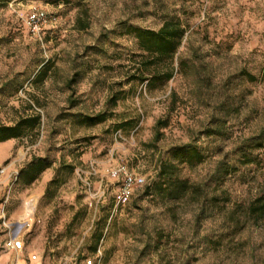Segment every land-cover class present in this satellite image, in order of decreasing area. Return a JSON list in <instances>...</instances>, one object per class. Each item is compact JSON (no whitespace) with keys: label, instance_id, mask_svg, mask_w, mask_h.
<instances>
[{"label":"rangeland","instance_id":"rangeland-1","mask_svg":"<svg viewBox=\"0 0 264 264\" xmlns=\"http://www.w3.org/2000/svg\"><path fill=\"white\" fill-rule=\"evenodd\" d=\"M33 9L54 17L40 39L24 24ZM168 20L186 31L172 78L127 81L142 69L126 28ZM262 73L264 0H0V124L40 117L27 136L0 143V264L8 236L37 254L40 232V264H264V220L246 212L264 194ZM98 114L102 122L87 120ZM185 144L202 160L176 174L199 193L160 197L151 187L157 164ZM32 159L48 167L26 183L17 174ZM89 162L99 200L79 180ZM119 165L144 183L114 207L107 171Z\"/></svg>","mask_w":264,"mask_h":264},{"label":"trees","instance_id":"trees-1","mask_svg":"<svg viewBox=\"0 0 264 264\" xmlns=\"http://www.w3.org/2000/svg\"><path fill=\"white\" fill-rule=\"evenodd\" d=\"M77 1L78 3H83L85 0ZM83 12L86 15L85 10H79L80 15ZM75 26L78 30H85L88 27V22L79 16L76 18ZM126 33L135 40L141 54L138 63L142 69L140 74L128 76L127 81H169L174 71L173 58L186 33L185 28L176 20H168L164 21L157 30L128 27L126 28ZM151 69L154 71L153 74L148 73L147 76H144V72H150ZM242 75L249 82L256 80L254 76L246 72H242ZM262 78H264V73H262ZM74 83L75 76L67 82V89L72 91ZM118 98L119 92H115L108 98L107 105L110 108L114 107ZM28 109L31 108L29 107ZM104 118V114H98L94 117H88L87 120L99 123ZM39 123V115L33 113L19 117L13 125L0 124V143L27 136V133L34 131L39 126ZM259 141L264 143V133H260ZM262 145L264 144H259V147ZM201 160L202 154L190 144L172 148L168 152L167 157L159 160L157 164L155 178L151 186L153 192L169 200L181 199L188 193H199L198 187L192 186L187 180L179 178L176 174V166L186 165L187 167H192L201 162ZM47 167V164L42 160L32 159L19 170L17 175L19 179H24L26 183H31ZM149 189L150 186L145 188L146 191H149ZM111 202L113 203V195ZM246 212L247 216L253 221L264 220V194L255 196L247 206Z\"/></svg>","mask_w":264,"mask_h":264},{"label":"built area","instance_id":"built-area-1","mask_svg":"<svg viewBox=\"0 0 264 264\" xmlns=\"http://www.w3.org/2000/svg\"><path fill=\"white\" fill-rule=\"evenodd\" d=\"M54 21V17H50L46 14V12L33 9L24 18V24L27 28L29 34L33 37L39 38L41 30L47 24ZM40 39V38H39ZM85 176L80 178L81 186L83 192L89 197V199H97L103 197L104 192L103 190L101 193L98 192H91L92 184L89 181V176L95 175V168L94 162H89L86 171L83 173ZM107 177L116 182L117 186L113 193V204L114 207L116 206H123L125 205L134 189L136 187H140L144 183V179L141 176L134 174L133 172L129 171L125 166L119 165L116 167H111L107 171ZM101 181V180H100ZM101 183V182H100ZM100 188V184L99 187ZM3 249L6 251H12L15 254H19L23 248V242L20 237L17 236H8V238L3 242ZM101 257V251L97 248L94 252V259L96 262H99ZM35 255H31L29 257L30 261L35 260ZM95 261V260H94ZM90 258H86L82 260L81 264H95ZM77 264V263H73Z\"/></svg>","mask_w":264,"mask_h":264},{"label":"crops","instance_id":"crops-1","mask_svg":"<svg viewBox=\"0 0 264 264\" xmlns=\"http://www.w3.org/2000/svg\"><path fill=\"white\" fill-rule=\"evenodd\" d=\"M16 236L19 237L18 235ZM40 237H41V232L38 233L35 237H33L31 241V243L35 246L32 248H35L37 250V254L35 253V251H30L26 254H23V249H24V245H23L22 251L19 254H15L12 251L5 250L6 253L3 255L1 263L2 264H40L39 257L37 256L42 250V243L39 240ZM31 255H35L36 257L34 261L29 260V257Z\"/></svg>","mask_w":264,"mask_h":264}]
</instances>
